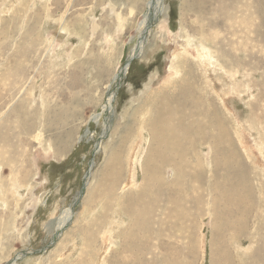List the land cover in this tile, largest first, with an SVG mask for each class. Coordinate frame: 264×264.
<instances>
[{"label":"rangeland","instance_id":"rangeland-1","mask_svg":"<svg viewBox=\"0 0 264 264\" xmlns=\"http://www.w3.org/2000/svg\"><path fill=\"white\" fill-rule=\"evenodd\" d=\"M182 1L143 39L150 0H0V264H264V0ZM180 91L191 116L151 143V104Z\"/></svg>","mask_w":264,"mask_h":264},{"label":"bare ground","instance_id":"bare-ground-1","mask_svg":"<svg viewBox=\"0 0 264 264\" xmlns=\"http://www.w3.org/2000/svg\"><path fill=\"white\" fill-rule=\"evenodd\" d=\"M191 1H193L195 4H190V2ZM215 1H217V0H183L182 1V3L184 4V7H185V5H186V7L184 8V9H187V11L188 12H192V13H196V15L198 16L197 18H199L200 17V15H201V13H204V15H206L207 14V12L209 13V11L207 10V8L208 7H211L212 6V4H213V2L216 4V2ZM220 1V0H219ZM217 3H218V1H217ZM220 6H221V3H220ZM242 6V5H241ZM214 7V6H213ZM162 10H163V7H162V0H150V2H148L147 4H146V13L144 14V19H143V21H142V23H141V25H142V27H143V34H144V32L146 31V34H145V36L143 37V39L147 36V34H148V31H149V29H150V27H151V25L152 24H154V23H156V21L157 20H159V18L162 16ZM224 11V10H223ZM225 11H226V9H225ZM212 12V11H211ZM223 14H224V12H223ZM209 16H212L213 18V20L212 21H205V22H201L202 20H199V21H196L197 20V18L195 17V21H196V23H194V22H192V25H193V30L192 31H194L195 29H197V30H201V29H204V30H206V31H212V25L214 24V23H216V16H215V12H213L212 13V15H209ZM223 16V15H222ZM203 23H205V24H203ZM215 25V24H214ZM196 31V30H195ZM194 31V32H195ZM198 32V31H197ZM205 33V32H204ZM142 34V35H143ZM200 34V33H199ZM209 36V35H208ZM212 36V35H211ZM215 36V35H214ZM215 38H216V36H215ZM54 39V38H53ZM197 39V38H196ZM212 40H213V38H212ZM216 40V39H215ZM192 41V40H191ZM193 46V45H192ZM200 46V45H199ZM187 48H190V46L189 47H187ZM199 49V48H198ZM185 50V49H184ZM193 50V49H192ZM201 50V49H200ZM203 50V49H202ZM182 52V51H181ZM207 52V51H206ZM205 52V54L207 55V53ZM202 53H203V51H202ZM139 55L140 54H138V52H137V50H135V51H133L132 52V54H130L128 57H127V61H126V70H125V68H123L122 69V71L121 72H117V73H115L114 75H113V81H112V83L113 84H118V81L119 80H121L120 78L122 77V74L125 72V71H127V69H128V66H129V64L131 63V61H133L134 59H136V58H138L139 57ZM188 55V54H187ZM189 56V55H188ZM203 56V55H202ZM183 58V57H182ZM189 58V57H188ZM199 59V58H198ZM169 61H170V59H169ZM181 58H179V57H177V56H173L172 58H171V61H170V64H169V66H168V76L171 78V77H174V76H177V75H179V74H182V73H184L185 71H187V69H186V67H183L184 66V64H181ZM179 62H180V64H179ZM185 62V61H184ZM183 62V63H184ZM186 63V62H185ZM206 65V64H205ZM125 67V66H124ZM245 74V73H244ZM188 75V74H187ZM208 75H210V74H208ZM246 76H247V74H246ZM187 78V77H186ZM224 81V80H223ZM212 82V81H211ZM181 83L182 84H184L185 83V81H184V78H181ZM227 85V84H226ZM110 86H107L106 87V89L109 91V88ZM210 87H212V86H210ZM212 88H214V87H212ZM216 88V87H215ZM238 92V91H237ZM187 94H188V92H187ZM187 94L186 93H184V92H182V91H180V93H179V97L177 98V100H176V102H168V101H163V100H156V101H154L152 104H151V109H153V111H154V114H152V116H153V122L151 123V120H150V118H149V121H148V125H147V127H148V133H149V137L151 138V143H160V145L161 144H164L165 143V141H164V137H163V135L164 134H161L162 132H163V127L162 126H160V120H167V118L169 119L170 117H182V118H188V117H190L191 115L190 114H186L185 113V109H186V107H187V102H186V100L183 98V97H186L187 96ZM216 94V93H215ZM114 93L113 92H111V90L107 93V102H106V105H104V107L102 108V111H103V115L105 116L104 117V121H105V125H104V127H105V129H107V130H109V128H110V126H111V121H112V115H113V105H112V99H113V97H114ZM219 95V94H218ZM204 96H205V94H204ZM220 98H222V96L220 97ZM219 98V99H220ZM181 99V100H180ZM224 99V98H223ZM206 100V99H205ZM226 100V99H225ZM221 101V100H220ZM205 107H206V105H205ZM152 112V111H151ZM194 116H196L197 117V119L200 121V123H197L196 122V125L197 126H199V127H201V128H203V129H207V128H209L210 127V123H211V120H210V118H211V108L208 106L206 109H205V111L203 112L200 108L193 114ZM97 117H99V116H97ZM181 121V120H180ZM179 121V122H180ZM216 121V120H215ZM236 121V120H235ZM190 122V121H189ZM182 123H184V122H182ZM149 124H150V129H149ZM160 126V128L158 129V127ZM194 126V125H193ZM143 129V128H142ZM140 130V129H139ZM144 130V129H143ZM214 130V129H213ZM145 131V130H144ZM187 131H188V129H187ZM198 132H199V130H197ZM146 132V131H145ZM143 133V132H142ZM168 133V132H167ZM172 133V132H171ZM142 135V134H141ZM146 135V134H145ZM174 137V136H173ZM137 139H139V137L137 138ZM142 139V138H141ZM144 141V140H143ZM148 141V140H147ZM146 143V142H145ZM144 144V143H143ZM211 145H212V141H211ZM99 147V146H98ZM175 147V146H174ZM211 147V146H210ZM131 149H132V147H130ZM177 148V147H176ZM134 149V148H133ZM98 150V149H97ZM96 151V150H95ZM97 152V151H96ZM166 153V152H165ZM159 154V153H158ZM95 155V154H94ZM166 155V154H165ZM140 156V155H139ZM156 156V155H155ZM154 156V157H155ZM167 156V155H166ZM246 156V155H245ZM260 156V155H259ZM149 157V156H148ZM161 156H159V158H160ZM161 159V158H160ZM166 159H167V157H166ZM155 160V159H154ZM153 160V161H154ZM163 160V159H162ZM185 160V159H184ZM138 161V160H137ZM150 161H152V160H150ZM132 162V161H131ZM157 162V161H156ZM147 163H148V160H147ZM151 163V162H150ZM177 163V162H176ZM93 164V163H92ZM133 164V163H132ZM131 164V165H132ZM170 164V163H169ZM206 164H207V162H206ZM166 165V164H165ZM174 165V164H173ZM183 165V164H182ZM90 166H91V164H90ZM89 167V166H88ZM153 167V166H152ZM150 168V169H152L153 170V168ZM155 167H158V166H155ZM169 167V166H168ZM173 167V166H172ZM178 167V166H177ZM176 167V168H177ZM144 168V167H143ZM91 169V168H90ZM135 169V168H134ZM145 169V168H144ZM155 169V168H154ZM160 169V168H159ZM156 170V169H155ZM158 170V169H157ZM173 170V169H172ZM178 170V169H177ZM171 171V170H170ZM134 172V171H133ZM144 172H145V170H144ZM157 172V171H156ZM135 173V172H134ZM159 173H160V171H159ZM146 174H148V173H146ZM155 174V173H154ZM157 175H158V173H156ZM176 174V173H175ZM135 175V174H134ZM145 175V174H144ZM177 175H178V173H177ZM88 174L86 175V177L88 178ZM154 177V176H153ZM158 177V176H157ZM176 177H179V176H176ZM175 177V178H176ZM155 178V177H154ZM136 180V179H135ZM149 180V179H148ZM161 180V179H160ZM136 182V181H135ZM134 182V183H135ZM128 184V183H127ZM85 185H87V181H86V183H85ZM130 186V185H129ZM130 188H132V187H130ZM132 190V189H131ZM124 191V190H123ZM146 192H148V191H146ZM147 196H148V194H147ZM137 197V196H136ZM142 200H143V198H142ZM127 201V200H126ZM145 201V200H144ZM138 202H140V201H138ZM143 202V201H142ZM140 204V203H139ZM123 205V204H122ZM144 206V205H143ZM129 208V207H128ZM70 209H72L73 210V208L71 207V208H69V209H67V210H65L64 212H63V214H62V216L60 217V219H59V221H58V224H57V226H56V231H57V233L58 232H60L62 229H65V226H66V224L71 220V218H72V216L71 215H73V211L72 212H70ZM135 209V208H134ZM141 209V208H140ZM116 210H117V208H116ZM147 210H148V206H147ZM131 212V211H130ZM142 212V211H141ZM145 212V211H144ZM148 213V212H147ZM141 216L143 217V215L141 214ZM106 217V216H105ZM72 221H73V219H72ZM141 221V220H140ZM139 221V222H140ZM142 222V221H141ZM73 223V222H72ZM96 223L97 222H95V225H96ZM94 224V223H93ZM137 225V224H136ZM85 226H87V225H85ZM93 226V225H92ZM143 226V225H142ZM84 227V226H83ZM146 227V226H145ZM73 228V227H72ZM90 228V227H89ZM103 228V227H102ZM109 228H110V226H109ZM79 229V228H78ZM84 229H86L85 227H84ZM83 229V230H84ZM91 230V229H90ZM141 230H142V228H141ZM63 231V230H62ZM110 231V230H109ZM71 232H74V231H71ZM85 232V231H84ZM88 232L90 233V231L88 230ZM95 232V231H94ZM131 232H133V231H131ZM136 232V231H135ZM149 232V231H148ZM86 233V232H85ZM91 233H93V232H91ZM90 233V234H91ZM111 233H112V231H111ZM110 233V234H111ZM139 233V232H138ZM59 234V233H58ZM69 234H70V232H69ZM102 234V233H101ZM106 234V233H105ZM135 234V233H134ZM147 234V233H146ZM145 234V235H146ZM63 235V234H62ZM61 235V236H62ZM65 235V234H64ZM63 235V236H64ZM84 235V234H83ZM92 235H94V234H92ZM135 235H138L137 234V232H136V234ZM57 236V235H56ZM55 236V237H56ZM82 236V235H81ZM84 236H86V235H84ZM97 236V235H96ZM112 236V235H111ZM118 236V235H117ZM131 236V235H130ZM147 236V235H146ZM54 237V238H55ZM59 237V236H58ZM79 237V236H78ZM110 237V236H109ZM132 237H134V236H132ZM132 237H130L131 239H133ZM144 237V236H143ZM80 238H83V237H80ZM86 239H88V238H86ZM102 239V238H101ZM100 239V240H101ZM107 239H111V237L110 238H108L107 237ZM121 239V238H120ZM141 239V238H140ZM81 240V239H80ZM92 240V239H91ZM94 240V239H93ZM92 240V241H93ZM129 240V239H128ZM135 240H137V239H134V243H135ZM143 240V239H142ZM145 240V239H144ZM79 241V240H78ZM82 241H83V239H82ZM89 241V240H88ZM98 241V240H97ZM117 241V240H116ZM122 241V240H121ZM131 241L132 240H130V245H129V247H127V248H129L130 249V246H131ZM138 241V240H137ZM141 241V240H140ZM106 242H107V240H106ZM63 243H64V241H63ZM63 243H62V245H63ZM85 243H87L86 241H85ZM85 243H84V245H85ZM90 243V242H89ZM113 243H114V240H113ZM115 243H117V242H115ZM138 243V242H137ZM144 243V242H143ZM54 244H55V242H54ZM53 244V242H52V244L51 245H54ZM60 244V243H59ZM76 244H78V243H76ZM81 244V243H80ZM107 244V243H106ZM90 245V244H89ZM103 245V244H102ZM105 245V244H104ZM108 245V244H107ZM106 245V246H107ZM118 244H116V246H117ZM126 245V244H125ZM127 245H128V243H127ZM126 245V246H127ZM133 245V244H132ZM135 245V244H134ZM141 245H144V244H141ZM67 246V245H66ZM73 246V245H72ZM82 246V245H81ZM91 246V245H90ZM110 246V245H109ZM119 246V245H118ZM117 246V247H118ZM146 246V245H145ZM148 246V245H147ZM63 247V246H62ZM86 247H87V245H86ZM111 247V246H110ZM113 247V246H112ZM132 247V246H131ZM94 248V247H93ZM127 248H125V249H127ZM138 248V247H137ZM67 249V248H66ZM125 249H121V250H125ZM135 249H136V246H135ZM61 250V249H60ZM70 251H71V249H69ZM78 250V249H77ZM91 250V249H90ZM106 250V249H105ZM109 250V249H108ZM114 250H116V249H114ZM118 250V249H117ZM245 251V250H244ZM95 252V251H94ZM139 252H142V251H140L139 250ZM247 252V251H246ZM87 253V252H86ZM103 253H105V252H103ZM135 253V252H134ZM144 253V252H143ZM244 253V252H243ZM123 253H121V255H122ZM123 255H125V253L123 254ZM134 255V254H133ZM136 255V254H135ZM84 256V255H83ZM149 256V255H148ZM240 256V255H239ZM74 257V256H73ZM102 257V256H101ZM103 258V257H102ZM93 259H95V258H93ZM74 260V259H73ZM72 261V260H71ZM95 261H96V259H95ZM101 261V260H100ZM135 261V260H134ZM139 261H141V262H143L142 260H139ZM176 261V260H175ZM102 262V261H101ZM100 262V263H101ZM73 263V262H72ZM122 263V262H121ZM144 263V262H143ZM220 263V262H219ZM10 264H15V262H14V260L10 263ZM63 264V263H62ZM85 264V263H84ZM89 264V263H88ZM92 264V263H91ZM141 264V263H140Z\"/></svg>","mask_w":264,"mask_h":264}]
</instances>
